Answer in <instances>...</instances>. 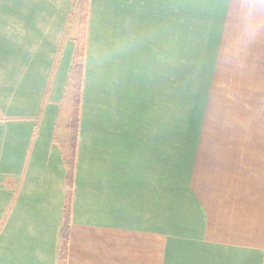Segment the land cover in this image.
<instances>
[{
    "label": "crops",
    "instance_id": "obj_1",
    "mask_svg": "<svg viewBox=\"0 0 264 264\" xmlns=\"http://www.w3.org/2000/svg\"><path fill=\"white\" fill-rule=\"evenodd\" d=\"M71 3L0 0V264L59 263ZM263 4L88 1L66 264H264Z\"/></svg>",
    "mask_w": 264,
    "mask_h": 264
},
{
    "label": "trees",
    "instance_id": "obj_2",
    "mask_svg": "<svg viewBox=\"0 0 264 264\" xmlns=\"http://www.w3.org/2000/svg\"><path fill=\"white\" fill-rule=\"evenodd\" d=\"M88 0H78L74 4V9L78 11V27H79V35H78V46L74 55V62L71 69V73L73 75V86L74 91L76 92L72 96V114L71 119L68 124V129L70 131L69 139H68V156L66 159L67 165V186L69 190L66 195V203L64 207L63 213V228L61 231V244H60V252H59V263L58 264H66L67 257V232H68V220L70 213V189L72 187L73 175H74V162H75V149H76V141H77V131H78V112L80 105V90H81V82H82V73H83V49H84V32H85V23H86V13H87ZM79 91V92H78ZM78 92V93H77Z\"/></svg>",
    "mask_w": 264,
    "mask_h": 264
},
{
    "label": "rangeland",
    "instance_id": "obj_3",
    "mask_svg": "<svg viewBox=\"0 0 264 264\" xmlns=\"http://www.w3.org/2000/svg\"><path fill=\"white\" fill-rule=\"evenodd\" d=\"M77 1L78 0H72V3H71V13H69L70 21L73 19L74 22H75L76 27L78 25V18H79L78 14L79 13H78V11L76 13V11L74 9V4ZM262 14L264 15V4H263V11H262L261 15ZM78 35H79V27H78L77 38H78ZM84 35H85V32H84ZM193 38H195V37H191V36H184V37L176 36V37H173V47L177 50L176 53H173V55L176 56V58L173 57V77L178 74V76H176V77L181 78V77H183L185 75V72H188L189 68L186 65H184L185 55L180 56L179 55L180 54V51L179 50H180V47L182 49L188 50V48L192 44V39ZM245 38H247V37H245ZM263 44H264V42H263ZM245 49H246V47H245ZM238 71L239 72L240 71L242 72V71H247V70H245L244 68L243 69L240 68V69H238ZM239 72H237V70H236L235 71V74H239ZM71 81H73V75H72V73H71ZM70 84H71L70 85V92H73V94H75L76 92L74 91L75 88L73 86V82H71ZM81 85H82V82H81ZM73 94H72V96H73ZM80 97H81V90H80ZM71 114H72V111H71ZM70 119H71V117H70Z\"/></svg>",
    "mask_w": 264,
    "mask_h": 264
}]
</instances>
